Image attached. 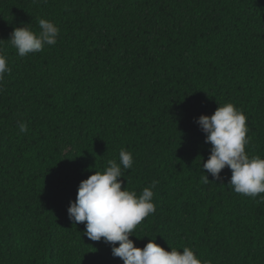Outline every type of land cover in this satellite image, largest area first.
<instances>
[{"label": "trees", "instance_id": "trees-1", "mask_svg": "<svg viewBox=\"0 0 264 264\" xmlns=\"http://www.w3.org/2000/svg\"><path fill=\"white\" fill-rule=\"evenodd\" d=\"M40 19L59 28L57 43L20 57L12 31L38 33ZM0 41L11 70L0 82V264H123L67 213L121 149L134 161L122 189L156 182L135 247L155 239L211 264H264V193H235L227 167L223 185L213 180L197 123L234 104L246 154L264 158V0H0Z\"/></svg>", "mask_w": 264, "mask_h": 264}, {"label": "clouds", "instance_id": "clouds-1", "mask_svg": "<svg viewBox=\"0 0 264 264\" xmlns=\"http://www.w3.org/2000/svg\"><path fill=\"white\" fill-rule=\"evenodd\" d=\"M38 25V33L28 26L12 31L8 42L20 57L39 53L45 46L57 43L59 28L54 23L40 19ZM10 71L7 55L0 48V82ZM246 120L245 114L234 104L225 103L211 116L201 115L197 123L206 135L205 143L211 145L203 169L223 185L220 173L227 167L231 171L227 186L237 194L255 198L264 193V158L246 154L245 146L249 143ZM18 126L21 133L27 132L26 123L20 122ZM133 163V154L121 149L118 161L109 160L107 167L81 181L75 201L70 202L67 209L68 219L76 224L84 223L82 235L89 240L99 242L103 238V242L110 245L112 256L118 257L123 264H211V261L199 259L189 247H184L182 252L175 248L166 251L155 239L149 240L143 249L134 246L129 239L133 230L156 211L152 190L156 182L139 195L126 186L122 189L124 170L131 169ZM202 177L204 183H209L206 175ZM260 199L264 202V196Z\"/></svg>", "mask_w": 264, "mask_h": 264}]
</instances>
